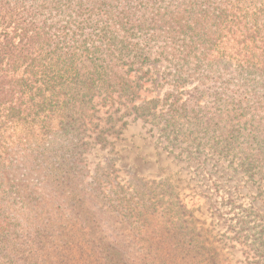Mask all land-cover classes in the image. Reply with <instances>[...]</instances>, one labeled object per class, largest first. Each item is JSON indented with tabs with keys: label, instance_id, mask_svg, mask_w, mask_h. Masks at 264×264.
Returning <instances> with one entry per match:
<instances>
[{
	"label": "rangeland",
	"instance_id": "obj_1",
	"mask_svg": "<svg viewBox=\"0 0 264 264\" xmlns=\"http://www.w3.org/2000/svg\"><path fill=\"white\" fill-rule=\"evenodd\" d=\"M201 2L70 0L57 12L46 9L41 19L49 25H84L78 34L93 35L109 28L116 37L109 51L94 55L107 58L97 70L106 85L96 87L92 100L86 97L90 125L77 139L56 138L58 155L65 154L56 166L67 163L76 196L82 190L84 215L94 220L88 226H97L106 237L117 236L124 247H144L149 217L165 214L168 230L181 234L184 264H264V158L248 167L242 155L248 144L228 149L211 120L215 114L228 118V106L219 104L217 96L232 95L221 89L222 82L232 80V66L203 67L208 71L203 72L197 58L174 59L172 54L184 56L174 53L166 37L150 38L155 10L158 19L164 12L194 19ZM38 3L54 7L52 0ZM139 25L143 29L120 30ZM118 41H126L130 51ZM228 87L237 89L233 83ZM237 93L248 103L239 110L241 121L254 132L259 118L250 117L262 115L264 92L243 86ZM96 97L113 100L99 104ZM260 121L259 129L264 127ZM30 180L21 181L28 190L44 185Z\"/></svg>",
	"mask_w": 264,
	"mask_h": 264
},
{
	"label": "trees",
	"instance_id": "obj_2",
	"mask_svg": "<svg viewBox=\"0 0 264 264\" xmlns=\"http://www.w3.org/2000/svg\"><path fill=\"white\" fill-rule=\"evenodd\" d=\"M51 4L54 7L48 9L38 0H0V264H184L181 234L168 230L165 214L149 217L140 248L124 247L117 236L106 237L97 226H88L94 220L84 215L82 190L76 196L66 159L62 169L56 166L65 157L58 155L56 138L79 137L90 125L86 97L92 100L96 87L106 85L97 70L107 58L94 55L109 51L116 37L109 28L80 35L84 25H49L41 19L46 9L57 12L70 0ZM198 8L194 19L174 12L158 19L155 10L150 38L166 37L174 53L184 56L172 54L174 59L197 58L203 72L232 66V80L221 86L232 95L217 96L219 104L228 106V118L215 114L211 120L218 140L228 149L248 144L242 155L253 168L264 158V127L259 129L264 105L259 109L262 115L250 117L259 118L255 131H248V122L240 118L244 113L239 112L248 103L237 90L252 86L264 92V0H203ZM161 19L163 25L157 24ZM140 25L120 30L127 34L145 26ZM118 43L130 51L126 41ZM232 83L235 91L228 87ZM18 175L22 182L35 179L44 185L37 189L33 184L28 190ZM9 194L14 202H9Z\"/></svg>",
	"mask_w": 264,
	"mask_h": 264
}]
</instances>
